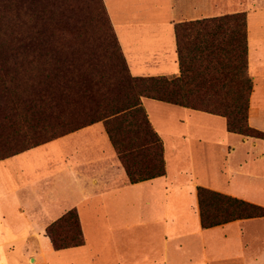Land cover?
Masks as SVG:
<instances>
[{
	"label": "crops",
	"instance_id": "1",
	"mask_svg": "<svg viewBox=\"0 0 264 264\" xmlns=\"http://www.w3.org/2000/svg\"><path fill=\"white\" fill-rule=\"evenodd\" d=\"M103 2L137 78L181 76L177 24L247 13L248 122L264 130L256 100L259 84L264 90V0ZM142 104L162 138L166 174L132 183L103 121L2 159L0 254L23 239L32 264H264V231L252 230L264 218L204 229L198 198L203 187L264 207V140L229 132L220 115L146 97ZM157 110H167L164 121ZM73 209L85 244L55 250L47 229Z\"/></svg>",
	"mask_w": 264,
	"mask_h": 264
},
{
	"label": "trees",
	"instance_id": "2",
	"mask_svg": "<svg viewBox=\"0 0 264 264\" xmlns=\"http://www.w3.org/2000/svg\"><path fill=\"white\" fill-rule=\"evenodd\" d=\"M17 7L22 9V4ZM175 30L181 70L177 78L133 77L118 41L117 58L101 71L83 65L82 73L69 79L58 76L53 82L36 73L35 83L22 92L32 97L14 95L0 103L1 121L13 130L8 135L20 133L0 160L103 121L132 183L164 176V144L149 120L143 97L223 116L229 132L264 140V131L248 122L254 86L248 73L247 14L183 22ZM42 50L21 37L17 47L7 52L10 55H0L4 74L0 82L12 83L9 75L18 71L39 72L41 67L31 68L36 61L28 57ZM198 198L204 229L264 218L263 206L207 188H198ZM47 235L55 250L85 244L75 209L50 225Z\"/></svg>",
	"mask_w": 264,
	"mask_h": 264
},
{
	"label": "rangeland",
	"instance_id": "3",
	"mask_svg": "<svg viewBox=\"0 0 264 264\" xmlns=\"http://www.w3.org/2000/svg\"><path fill=\"white\" fill-rule=\"evenodd\" d=\"M21 4L22 9L17 7ZM17 9L21 14L19 18L16 17ZM232 14L235 13L224 15ZM19 31L21 34H18ZM21 37L25 38V44L43 49L38 55L30 53L28 57L29 61H36L31 63V68L40 66L41 70L18 71L9 75L8 80L12 79V83L6 82L3 85L0 82V103L13 100L14 95L26 99L32 97L22 92L35 83L36 73L53 82L58 76L69 79L82 73L83 65H90L92 72L101 71L108 62L117 58L115 45L118 39L103 0H0V55L5 56L13 46L17 47ZM256 52L260 56V50ZM0 76L4 78L1 69ZM256 100L264 103L261 84L258 86ZM155 113L162 121L168 115L167 110H157ZM5 125L0 117V158L10 148V141L16 142L20 138L18 130L9 136L13 130ZM20 128L23 130L24 127ZM252 230L264 231V228ZM5 241L10 243L9 240ZM11 242V249L10 245L3 247L0 264L34 263L31 255L25 259V240L15 239Z\"/></svg>",
	"mask_w": 264,
	"mask_h": 264
}]
</instances>
